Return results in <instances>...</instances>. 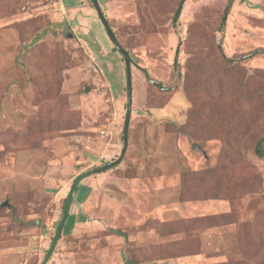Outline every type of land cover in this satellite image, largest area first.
<instances>
[{
	"label": "rangeland",
	"instance_id": "obj_1",
	"mask_svg": "<svg viewBox=\"0 0 264 264\" xmlns=\"http://www.w3.org/2000/svg\"><path fill=\"white\" fill-rule=\"evenodd\" d=\"M98 2L131 58L127 147L77 183L45 259L74 178L120 154L125 62L89 0H0V264H264V55L243 57L264 0L222 30L226 0L177 23L178 0Z\"/></svg>",
	"mask_w": 264,
	"mask_h": 264
},
{
	"label": "water",
	"instance_id": "obj_2",
	"mask_svg": "<svg viewBox=\"0 0 264 264\" xmlns=\"http://www.w3.org/2000/svg\"><path fill=\"white\" fill-rule=\"evenodd\" d=\"M93 6V8L95 9L96 11V14L102 24V26L104 27L105 29V32L109 38V40L112 42L113 44V47L119 51V53L122 55L123 59H124V62H125V68H126V112H125V116H124V126H123V145H122V148H121V151H120V154L119 156L117 157V159L109 162V163H106L104 166L100 167V168H96V169H93V170H89L87 172H84V173H81V174H78L73 182H72V185L66 195V198L64 200V206H63V215H62V218L60 220V223L58 225V228H57V231L52 239V243H51V247L48 251V254L46 256L45 259L48 258V256L50 255L51 251L53 250L56 242H57V239L59 237V234L62 230V227H63V224L67 218V214H68V201L70 199V196L73 192V190L75 189L77 183L84 177L86 176H90L94 173H98V172H101L103 169L105 168H109L113 165H116L118 164L122 157H123V154L126 150V147H127V140H128V123H129V119H130V115H131V107H132V84H131V67H130V64H131V58L128 54V52L119 44V42L117 41L113 31L111 30L102 10H101V7L99 5V2L98 0H89ZM87 91V90H86ZM4 205H7V202H4L3 203Z\"/></svg>",
	"mask_w": 264,
	"mask_h": 264
},
{
	"label": "trees",
	"instance_id": "obj_3",
	"mask_svg": "<svg viewBox=\"0 0 264 264\" xmlns=\"http://www.w3.org/2000/svg\"><path fill=\"white\" fill-rule=\"evenodd\" d=\"M184 1L185 0H178L177 6H176V8L174 10V13L172 15V22L173 23H177ZM234 1L235 0H226V5H225V7L223 9V12H222V15H221V18H220V23H219V29L220 30H222V28L224 27V25L226 23L227 16L229 14V11H230L231 6H232ZM114 50H116V49L114 48ZM258 54H263L264 55V48L254 49V50L244 54L243 57L252 58V57H254V56L258 55ZM176 64H177L176 59H174V66H176ZM148 80H150V79H148ZM234 130L237 133L240 132L239 129H234ZM252 151L258 158L264 159V135L263 136H259V137H255L253 139V141H252ZM225 159L228 160L229 162L233 163V160H229L230 159L229 157L225 156ZM228 161H224V162L228 163ZM192 175H194V174H192ZM206 175H208L211 179H214L213 173L211 171H206ZM188 177H189V174H184L183 175V181H182L183 182V194L187 193V195L190 196L189 197L190 199H200V198H206L208 196H213V197L216 198L217 196L220 195V191L213 188L212 191H208V192L206 191L201 196H198V190H194L192 188V184L190 182H188V183L185 182V179L187 180ZM217 185H218V183H217ZM71 199L72 198L70 197V199L68 201V206L71 203ZM198 221H199V219H193L192 222H190L188 224V227L194 226L193 224L196 225L198 223ZM240 254H241V257L244 258L245 260L254 257L253 255L246 254L243 249L240 250ZM231 261H233V260L231 259ZM257 262L259 263L258 260H257ZM259 264H261V263H259Z\"/></svg>",
	"mask_w": 264,
	"mask_h": 264
},
{
	"label": "built area",
	"instance_id": "obj_4",
	"mask_svg": "<svg viewBox=\"0 0 264 264\" xmlns=\"http://www.w3.org/2000/svg\"><path fill=\"white\" fill-rule=\"evenodd\" d=\"M101 133H105V130H104V129H102V130H101Z\"/></svg>",
	"mask_w": 264,
	"mask_h": 264
}]
</instances>
